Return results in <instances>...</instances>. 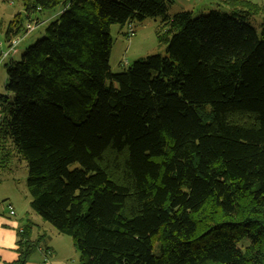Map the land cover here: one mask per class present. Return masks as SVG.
I'll list each match as a JSON object with an SVG mask.
<instances>
[{
    "label": "trees",
    "instance_id": "obj_1",
    "mask_svg": "<svg viewBox=\"0 0 264 264\" xmlns=\"http://www.w3.org/2000/svg\"><path fill=\"white\" fill-rule=\"evenodd\" d=\"M62 7L7 63L0 164L28 167L30 207L72 238L79 264H264V23L226 0H21ZM5 39L25 32L20 16ZM158 19L165 54L111 71V27ZM3 23L0 20V31ZM19 232L27 264L41 241Z\"/></svg>",
    "mask_w": 264,
    "mask_h": 264
},
{
    "label": "rangeland",
    "instance_id": "obj_2",
    "mask_svg": "<svg viewBox=\"0 0 264 264\" xmlns=\"http://www.w3.org/2000/svg\"><path fill=\"white\" fill-rule=\"evenodd\" d=\"M170 6V13L175 14L180 11H191L195 16L207 15L211 10L218 9L228 13L230 8L224 4L226 0H173ZM247 1L262 10L258 15L249 19V22L257 30L261 32L262 24L264 23V0H241ZM62 7H57L54 10L46 11L45 13H32L29 19L25 12L24 4L21 0H0V20L3 27L0 31V94H5V86L7 84V63L11 59L18 61L21 59L24 51L31 45L46 35V28L50 21L56 19ZM17 15L22 19L25 26V32L12 39L23 38L18 44L17 52L3 57L7 50V41L5 39L6 29L12 21L17 20ZM18 16V17H19ZM31 25V33L27 32L28 26ZM130 24L121 27L113 25L111 27V36L113 47L110 59L111 71L120 73L129 65L138 59L144 58L152 54H165V46L161 45L158 40L157 31L160 26L158 19L149 18L143 23H135L131 26L133 33H129ZM30 31V29H29ZM28 167L24 160L20 159L16 154L13 155L7 166L0 164V208L14 204L15 208L26 207L29 205V200L25 196L31 198L27 188ZM36 214V213H35ZM41 222H45L49 228L57 230L48 222L44 221L36 214ZM59 239V244H65L71 248L70 252H75L73 240L67 235H62ZM79 254V253H78ZM80 256V255H78ZM75 259V258H74Z\"/></svg>",
    "mask_w": 264,
    "mask_h": 264
},
{
    "label": "crops",
    "instance_id": "obj_3",
    "mask_svg": "<svg viewBox=\"0 0 264 264\" xmlns=\"http://www.w3.org/2000/svg\"><path fill=\"white\" fill-rule=\"evenodd\" d=\"M174 2V1H173ZM31 203V198L25 196ZM14 207L15 214H10L9 206L0 208V264H12L18 259L19 232L26 223L31 222V239L41 241L40 247L27 264H79L80 256L74 246L75 252L65 244L58 245L63 234L49 228L45 222H41L30 207ZM75 258V259H74Z\"/></svg>",
    "mask_w": 264,
    "mask_h": 264
},
{
    "label": "built area",
    "instance_id": "obj_4",
    "mask_svg": "<svg viewBox=\"0 0 264 264\" xmlns=\"http://www.w3.org/2000/svg\"><path fill=\"white\" fill-rule=\"evenodd\" d=\"M30 29V31H29ZM28 33L30 32L31 33V25L28 26V29H27ZM129 33H133V30L132 29H129ZM24 38V37H23ZM22 37L21 38H16V39H12L10 41H8L6 44H7V50L5 51L3 57H7L8 55H11L12 53H15L17 52L16 48L18 46V44L22 41L23 39ZM3 44H0V46H2ZM9 209H10V214L11 215H14L15 214V211H14V208L13 206L9 205Z\"/></svg>",
    "mask_w": 264,
    "mask_h": 264
}]
</instances>
